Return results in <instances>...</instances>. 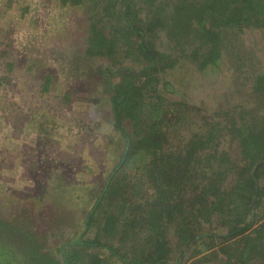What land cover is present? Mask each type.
<instances>
[{"label": "trees", "instance_id": "trees-1", "mask_svg": "<svg viewBox=\"0 0 264 264\" xmlns=\"http://www.w3.org/2000/svg\"><path fill=\"white\" fill-rule=\"evenodd\" d=\"M48 2L83 11L85 56L102 60L96 71L109 94L112 127L123 141L77 242L67 243L81 249L63 256V264H106L84 249H104L122 264H264V71L253 77L252 110L224 122L203 121L207 130L198 128L180 142L196 107L169 99L176 92L166 78L180 62L202 73L215 67L229 47L228 31L264 29V0ZM159 34L164 49L156 43ZM37 77L41 91H48L53 76ZM228 132L230 142L239 144V161L221 150ZM214 223L221 232L212 231ZM90 231L94 237L83 241ZM21 236V252L26 241L33 244L31 264H57L38 253L27 234ZM7 242L0 234L1 254L9 252ZM9 250L17 264L22 255Z\"/></svg>", "mask_w": 264, "mask_h": 264}, {"label": "rangeland", "instance_id": "rangeland-1", "mask_svg": "<svg viewBox=\"0 0 264 264\" xmlns=\"http://www.w3.org/2000/svg\"><path fill=\"white\" fill-rule=\"evenodd\" d=\"M86 28L82 10L62 9L48 0H0V82L5 76L0 83V222L5 224L0 225L5 228L0 234L9 239V252L13 248L23 256L17 264L33 263L28 256L33 244L26 241L22 252L18 248L22 233L57 264L72 250L80 251L67 243L77 242L82 220L122 151L123 141L111 124L109 94L96 71L102 60L85 56L81 36ZM225 36L229 47L215 67L202 73L180 62L166 75L176 92L168 98L196 107L178 142L203 121L224 122L253 109L249 94L253 77L264 71V29L242 27ZM156 43L166 46L161 34ZM38 72L53 76L46 92L39 87ZM229 134L221 150L239 161V144L230 142ZM212 225L213 232H221ZM93 237L90 231L82 240ZM170 242L175 248L174 238ZM9 252L0 253L1 264H16ZM84 252L99 254L106 264H122L104 249Z\"/></svg>", "mask_w": 264, "mask_h": 264}, {"label": "flooded vegetation", "instance_id": "flooded-vegetation-1", "mask_svg": "<svg viewBox=\"0 0 264 264\" xmlns=\"http://www.w3.org/2000/svg\"><path fill=\"white\" fill-rule=\"evenodd\" d=\"M28 256H30L29 254H28ZM32 258L34 257V255L33 256H31Z\"/></svg>", "mask_w": 264, "mask_h": 264}]
</instances>
